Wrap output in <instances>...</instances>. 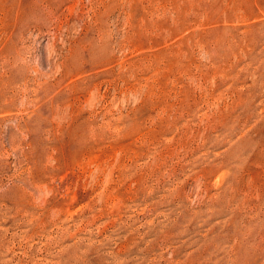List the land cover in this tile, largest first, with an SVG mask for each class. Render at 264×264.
I'll return each instance as SVG.
<instances>
[{"label":"rangeland","instance_id":"rangeland-1","mask_svg":"<svg viewBox=\"0 0 264 264\" xmlns=\"http://www.w3.org/2000/svg\"><path fill=\"white\" fill-rule=\"evenodd\" d=\"M0 264H264V0H0Z\"/></svg>","mask_w":264,"mask_h":264}]
</instances>
